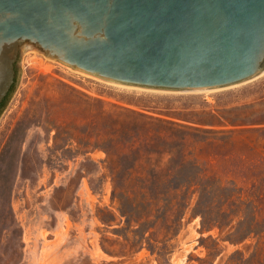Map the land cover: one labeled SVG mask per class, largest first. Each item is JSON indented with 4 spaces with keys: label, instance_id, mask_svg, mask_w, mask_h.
I'll list each match as a JSON object with an SVG mask.
<instances>
[{
    "label": "rangeland",
    "instance_id": "rangeland-1",
    "mask_svg": "<svg viewBox=\"0 0 264 264\" xmlns=\"http://www.w3.org/2000/svg\"><path fill=\"white\" fill-rule=\"evenodd\" d=\"M20 69L0 112V264H264V72L216 88H152L34 48ZM115 105L198 127L164 134V148H190L198 181L216 192L187 207L134 200L129 226L105 151H85Z\"/></svg>",
    "mask_w": 264,
    "mask_h": 264
},
{
    "label": "water",
    "instance_id": "water-1",
    "mask_svg": "<svg viewBox=\"0 0 264 264\" xmlns=\"http://www.w3.org/2000/svg\"><path fill=\"white\" fill-rule=\"evenodd\" d=\"M29 48L125 84L227 86L264 70V0H0V112Z\"/></svg>",
    "mask_w": 264,
    "mask_h": 264
},
{
    "label": "trees",
    "instance_id": "trees-1",
    "mask_svg": "<svg viewBox=\"0 0 264 264\" xmlns=\"http://www.w3.org/2000/svg\"><path fill=\"white\" fill-rule=\"evenodd\" d=\"M114 107L104 108V130L97 134L96 140L87 138L85 151L96 148L105 151L102 161L111 179L112 197L119 203L118 211L129 226L139 221L134 200L180 198L187 207L195 194L200 198L203 191L216 192L214 184L203 186L198 181L200 170L190 148H164V134L182 130L189 133L198 127L133 108Z\"/></svg>",
    "mask_w": 264,
    "mask_h": 264
},
{
    "label": "flooded vegetation",
    "instance_id": "flooded-vegetation-1",
    "mask_svg": "<svg viewBox=\"0 0 264 264\" xmlns=\"http://www.w3.org/2000/svg\"><path fill=\"white\" fill-rule=\"evenodd\" d=\"M7 95H8V94H7ZM6 97H7V96H6ZM6 97H5L4 100L0 103V108H1V106H2V104H3V102L5 101Z\"/></svg>",
    "mask_w": 264,
    "mask_h": 264
},
{
    "label": "bare ground",
    "instance_id": "bare-ground-1",
    "mask_svg": "<svg viewBox=\"0 0 264 264\" xmlns=\"http://www.w3.org/2000/svg\"><path fill=\"white\" fill-rule=\"evenodd\" d=\"M262 72H264V70H263ZM260 73H261V72H260Z\"/></svg>",
    "mask_w": 264,
    "mask_h": 264
}]
</instances>
